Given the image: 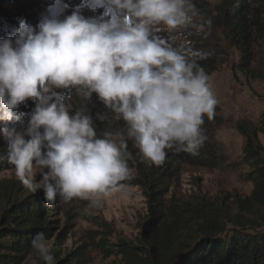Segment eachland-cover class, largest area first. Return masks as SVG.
Listing matches in <instances>:
<instances>
[{
	"label": "clouds",
	"instance_id": "clouds-1",
	"mask_svg": "<svg viewBox=\"0 0 264 264\" xmlns=\"http://www.w3.org/2000/svg\"><path fill=\"white\" fill-rule=\"evenodd\" d=\"M207 24L194 0H53L36 25L20 18L0 38V120L12 124L0 129V160L49 207L58 197L99 207L130 178L129 140L148 166L163 165L166 150L195 154L218 100L198 63L210 53L187 35ZM73 94L81 101L74 111ZM93 94L104 112L93 114ZM28 101L34 107L19 113ZM108 113L124 127L98 136L94 119ZM31 247L55 264L43 233Z\"/></svg>",
	"mask_w": 264,
	"mask_h": 264
},
{
	"label": "trees",
	"instance_id": "trees-1",
	"mask_svg": "<svg viewBox=\"0 0 264 264\" xmlns=\"http://www.w3.org/2000/svg\"><path fill=\"white\" fill-rule=\"evenodd\" d=\"M9 1L16 5L26 4L15 10H5L0 6V38L12 35L20 18L36 25L39 17L33 13V7L50 0ZM194 2L202 20L210 21L206 25L209 31L186 34L196 48L210 53L198 63L209 77L223 63L225 52L216 32L220 31L228 46L235 47L240 53L235 68L247 71L253 60V44L264 34L263 8L253 6L249 0H219L214 6L198 0ZM29 103L31 101L22 104L18 112H29L32 109ZM89 107L93 114L105 111L95 94ZM218 110L217 104L214 117L208 119L205 116L202 125L205 140L195 154L166 150L167 157L161 166H148L141 162L138 149L133 141H128L131 175L123 183L141 188L146 199L147 217L137 243L124 239L110 243L109 234L97 235L98 240H93V245L105 258L114 257L109 264H264V144L258 139V134H262L264 139V124L257 125L247 120L235 122V130L244 139L242 155L224 166L231 170L247 169L242 178L252 185L248 195L236 196L228 203L225 199L215 202L205 197L180 199L170 193L171 183L181 164L215 168L225 161L214 140V132L221 125L216 115ZM23 119L26 121L27 116ZM7 125L12 124L8 122ZM94 125L100 136L106 129H122L124 122L108 113V119L103 122L94 119ZM0 127H3L1 120ZM5 154L6 148L0 147V156ZM9 167L11 165L6 160H0V170ZM14 187L15 182L0 180V197L6 199L0 209V264L24 262L38 233L51 239L55 233L51 217L65 203L58 197L49 207L42 191L32 193L22 186ZM61 234H56L57 242ZM57 255L53 252L54 257ZM66 256L55 264H71L74 260L75 264H81L77 259L80 254L70 252Z\"/></svg>",
	"mask_w": 264,
	"mask_h": 264
},
{
	"label": "rangeland",
	"instance_id": "rangeland-1",
	"mask_svg": "<svg viewBox=\"0 0 264 264\" xmlns=\"http://www.w3.org/2000/svg\"><path fill=\"white\" fill-rule=\"evenodd\" d=\"M198 1L212 6L219 2V0ZM249 1L253 6L264 10V0ZM67 2L76 5L80 0H67ZM52 3L53 0H50L43 5L34 6L33 13L40 19ZM24 4L26 3L16 5L9 0H0V6L5 10H15ZM99 11L93 13L85 10L84 14L98 15ZM205 30L209 31V28L206 26ZM216 32L225 53L222 57L223 63H220L216 71L211 74L209 83L218 100L219 110L216 115L221 120V125L214 132V140L226 159L215 168L181 164L171 183L170 193L180 199L196 200L205 197L215 202L225 199L230 203L236 196L248 195L252 189V185L242 178L247 170L245 167L231 170L225 169L224 166L240 159L242 155L244 139L235 130V122L247 120L257 125L264 124V34L253 44V60L250 67L247 71L241 72L235 68V64L240 59L239 51L235 47L228 46L220 31ZM80 102L73 94L69 101L72 111ZM29 104L34 107L32 102ZM1 124L3 127L0 129L8 126V121L1 120ZM16 126L19 128V124ZM258 139L264 144L262 134H258ZM0 147L6 148L2 136H0ZM0 180L15 182L14 189L18 186L26 188L17 179L12 166L0 170ZM5 203V197H0V209ZM146 217V199L138 186L125 185L123 190L108 194L99 207H92L87 200L79 198L65 202L61 210L51 217L55 223V233L49 241L53 252L58 254L54 257L55 263L59 259H66V255L73 252L80 254L77 259L81 260V264H109L114 257L105 258L94 247L93 240H98V234H109L110 243L117 242L118 239L137 243ZM59 232L62 234L57 242L55 236ZM21 264H45V262L32 249ZM71 264H75V260Z\"/></svg>",
	"mask_w": 264,
	"mask_h": 264
}]
</instances>
